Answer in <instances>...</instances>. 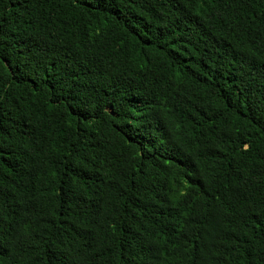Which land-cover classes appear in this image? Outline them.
I'll list each match as a JSON object with an SVG mask.
<instances>
[{
	"label": "trees",
	"instance_id": "16d2710c",
	"mask_svg": "<svg viewBox=\"0 0 264 264\" xmlns=\"http://www.w3.org/2000/svg\"><path fill=\"white\" fill-rule=\"evenodd\" d=\"M0 264H264V0H0Z\"/></svg>",
	"mask_w": 264,
	"mask_h": 264
}]
</instances>
